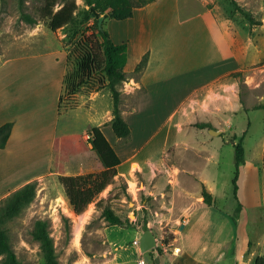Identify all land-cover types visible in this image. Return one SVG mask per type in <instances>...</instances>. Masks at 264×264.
<instances>
[{"label":"rangeland","instance_id":"rangeland-1","mask_svg":"<svg viewBox=\"0 0 264 264\" xmlns=\"http://www.w3.org/2000/svg\"><path fill=\"white\" fill-rule=\"evenodd\" d=\"M76 2L79 8L73 21L65 28L52 32L39 21L38 10L42 0H23L21 5L19 0H0V66L11 58L29 57L15 68V78L19 76L20 83L17 82L14 92L9 91V101L16 103L8 110L9 115L20 111L24 124L31 125L41 120V104H44L45 110L48 108V97H41L40 92L34 94L31 89L33 75L43 72L44 65L32 57L45 53L44 51H52L55 60L62 63V60H66L65 53L73 44L82 35L92 32L94 17L89 13L90 8L83 0ZM243 3H248L250 8L252 6V0H240V4ZM97 7L102 9L100 14L104 18L103 28L106 21L113 20L111 13L121 15L129 9L128 0H97ZM23 12L36 22H26ZM254 19L253 23H256ZM262 35L259 36L261 52L258 56L253 47H250L248 57L234 62L245 67L246 62L259 59V64L233 73L228 77L225 88L219 86L223 82H217L211 97L205 98V93H200L193 103L194 106L188 109L179 135L181 143L187 139L185 144L161 145L157 158L146 159L149 173L137 169L139 164L131 168V171L137 169L132 173L133 176L124 170L125 165L118 167L120 172L115 182L109 185L97 200L104 199V204L111 207L121 220L126 221L123 226L110 225L96 208L95 202L81 215H75L52 169L47 175L35 180L37 187L33 201L25 206L18 216L3 224L19 261L22 264H47L39 242L32 235L36 222L42 220L47 223L58 264H139L140 259L145 260L147 264H169V250L172 248L170 244L175 243V238L180 236L179 223L173 219L177 216L181 197L174 196L172 192L177 177L184 172V168L186 172H193H190V177L197 182V176L204 177L216 196L214 210L199 211L197 215V218L202 220L200 227H207L209 234L205 230L198 238L194 232H184L185 242L196 245L201 240L204 242L202 246L208 251L210 245L216 248L224 247L233 242L232 229L236 221L239 223L236 243L238 258L247 264H254L257 257L264 256V32ZM250 37L257 39L256 34H250ZM4 72L10 76L12 71L0 70V106L6 97V91L5 95L4 91L2 92L1 83ZM7 86L10 87V84ZM17 89L19 94L15 93ZM141 94L138 90L132 94L121 95L120 109L131 130L127 138L118 139L109 125L103 129L109 143L113 144L121 158L128 152L143 149L145 141L155 138L158 129L164 125L170 114L171 100L167 101V105L155 108L157 106L153 107L147 102H138ZM82 96L88 97L78 95L77 107ZM110 103V95L100 99L97 103V116H100L99 113ZM84 109L81 107L70 112L64 111L63 107L60 114L61 127L72 126L73 130L83 131L92 124L89 122H95L93 119L96 118H90ZM201 124L207 126L200 127ZM210 130H218L220 133L212 135ZM86 135L87 133L84 136ZM239 141L245 150V162L239 166L235 198L232 185L236 172L234 145ZM27 143L28 141L25 142V148ZM17 148L18 146L14 145L7 153ZM41 148L39 157L37 147L34 152L39 160V163L34 164L40 165L39 171L46 168L48 163V150L43 146ZM131 150L133 151L130 152ZM30 157H33V154ZM28 163L30 161L21 164L17 159L15 167L9 163L4 164L5 173L0 171V194L6 189L15 188L34 174L35 170L24 167ZM64 166L65 174L79 175L97 171L100 163L94 153L87 151L70 156ZM149 174L152 176L151 180ZM159 176L164 177L166 182H163L162 194L154 200V195L150 196L147 191L156 188L154 178ZM130 182L134 184L133 187ZM197 185L198 183L195 184V189L199 187ZM8 196L0 200V207ZM173 205L174 208L168 209V206ZM157 213L162 219L155 222L153 218ZM223 215L229 217L232 229ZM147 229L155 235L157 245L142 253L136 241L139 240L140 233ZM166 240L168 245H164ZM2 258L0 255V264ZM216 263L232 264L224 258Z\"/></svg>","mask_w":264,"mask_h":264},{"label":"crops","instance_id":"crops-1","mask_svg":"<svg viewBox=\"0 0 264 264\" xmlns=\"http://www.w3.org/2000/svg\"><path fill=\"white\" fill-rule=\"evenodd\" d=\"M235 2L242 9L248 11L252 19L255 18L254 22H257L250 24L239 11L234 9L230 0H156L143 8L135 10L130 18L106 21L105 28L112 41L116 44L126 43L127 45V60L124 71L129 75V78L121 88L123 95L140 90L142 94L138 102H147L153 107L157 106L155 108L167 105V101L171 100L169 117L164 125L158 129L159 132L155 135V138H148L143 149H136L132 153L128 152L124 158L119 157L120 165H125L124 170H127L128 173L132 174L137 169L149 173L146 159L157 158L159 156L158 149L161 148V145L185 144L187 139L182 140L184 143L179 141L184 115L190 107L194 106L193 103L200 93L204 92V97L209 98L213 95V87L216 88L217 82H223L219 86L225 88L227 87L228 77L233 73L241 72L250 66L259 64V59L246 62L245 67L238 62L235 63L242 57H248L250 47H253V50L256 51V56L261 52L259 36L264 32V0H252L251 8L248 3L240 4V0H235ZM250 34H256L257 39L254 40L250 37ZM44 52L32 57V59L38 60L44 65L43 72L33 75L31 89L34 94L40 92L41 97H48V108L45 110L44 104H41L42 118L31 125L24 124L22 116L19 114L20 111H14L11 116L8 111L10 107L16 104L13 100L9 101V91L14 92L17 82L20 83L19 76L17 79L15 78L17 74L15 68L23 60H28L29 57L11 58L2 62L0 66L2 71H12L10 76L6 75V72L2 74V92L4 91L5 95L6 91V97L0 106V126L6 122H13L7 143L4 148H0V171L2 174L5 173L4 164L9 163L14 166L17 159L21 164L30 161L24 167H29L32 171L35 170L34 174L15 188L6 189L1 193L0 200L23 185L35 181L51 171L53 160L52 141L54 137L75 133L85 135L87 130L92 127H99L106 137L103 129L108 125L110 126L112 100L110 105H107V108L99 113L100 116H97L98 101L110 95L109 91L104 88L92 92L88 97L82 96L79 106L70 110L72 112L83 107L90 118H96L93 119L95 122H89L92 124H89L83 131L73 130L72 126L61 127L58 101L62 94L66 64L64 60H62V63L57 62L52 51ZM146 54L148 57L144 69L137 79L133 78L131 74ZM7 84H10V87ZM15 93L19 94V89ZM19 105L21 106V104ZM158 135H162L161 143L158 147H155L154 140ZM26 141L28 143L25 148ZM14 145H17L18 148L7 153V150ZM111 145L114 148L113 144ZM22 146L24 148H21ZM42 146L48 150V163L46 168L39 171L40 165L34 163H39L37 157H39ZM35 149L38 154L37 157L34 155ZM32 154L33 157H30ZM118 156L120 155L118 154ZM133 165H138V168L131 171ZM118 167L117 171L119 173ZM190 172H186L184 168V172L178 175L176 185L173 186V195L181 197L177 216L173 219V221L179 223L180 236L175 238V243L170 244L172 248L169 250V264H213L222 258L232 264L236 261L247 264L246 261L238 258L236 243L239 223L235 221L234 229H232L231 221L227 216L223 215L232 229V235H234L231 244L216 248L212 247L211 242H209L210 251H208L202 246L204 242L202 243L201 240L196 245L185 242L184 232H194L200 238L203 232L208 229L207 227H200L202 220H199L197 215H199V211L214 210L216 204V196L212 186L208 184L204 177L197 176L199 181H195L190 175L193 172ZM148 177L150 180L152 179L150 174ZM154 181L156 188L147 191V194L154 195V200H157L158 195L163 192L162 186L166 179L159 176L155 177ZM200 181L212 196L213 203L210 206L202 202ZM196 183L199 185L197 189H195ZM144 190H146V187ZM174 207V205L168 206V209ZM160 219L162 217L157 213L153 221L158 222ZM206 232L209 234L208 230ZM201 248L203 249L201 250ZM175 249H178V251H175Z\"/></svg>","mask_w":264,"mask_h":264},{"label":"trees","instance_id":"trees-1","mask_svg":"<svg viewBox=\"0 0 264 264\" xmlns=\"http://www.w3.org/2000/svg\"><path fill=\"white\" fill-rule=\"evenodd\" d=\"M154 1L156 0H128L129 9L124 14L115 15L111 13V16L116 20L130 18L135 10ZM230 1L234 9L239 11L250 24H253L251 14L242 9L235 0ZM19 2L20 5L23 4V0H19ZM83 2L87 7H94L101 13L102 9L97 7V0H83ZM78 8L76 0H42V5L38 10L39 21H42L48 29L55 32L65 28L73 21ZM22 14L26 22H36L24 12ZM90 14L93 16L92 13ZM147 57V54L142 57L131 74L133 78H138L146 65ZM65 59L66 70L63 76L62 94L58 101V114H61L63 107L64 111L75 109L78 104L76 99L78 95L89 96L96 90L106 88L112 100V119L109 122L112 131L117 138H127L130 135V127L124 120L120 109L121 87L129 78V75L124 71L127 60L126 43H114L108 31L99 27L97 19L94 17L91 34L82 35L68 50ZM206 126L205 124L200 125V127ZM12 127L13 122H6L0 126V148H4L6 145ZM87 135V139L82 133L54 137L52 141V171L56 174L67 203L75 215H81L91 203L95 202L96 208L101 211V215L110 225L123 226L126 221L121 220L111 207L105 205L104 199L97 200L99 195L115 182L118 176L117 167L121 163L120 158L99 127L89 128ZM87 151L95 154L100 163V168L86 174H65L64 163L69 157ZM234 152L236 172L232 185L233 194L236 198L239 166L245 162V150L241 141L234 145ZM36 187V181L23 185L11 192L4 205L0 207V255L3 257L1 264H22L12 249L3 224L18 216L24 207L33 201L36 195ZM201 196L204 204L212 205V196L204 184H201ZM32 235L41 246L45 262L58 264L47 223L42 220L37 221ZM168 243L167 240L164 241V245H168ZM159 251L161 250L159 249ZM213 264L217 263L214 262ZM234 264L245 263L236 261ZM254 264H264V256L257 257Z\"/></svg>","mask_w":264,"mask_h":264},{"label":"water","instance_id":"water-1","mask_svg":"<svg viewBox=\"0 0 264 264\" xmlns=\"http://www.w3.org/2000/svg\"><path fill=\"white\" fill-rule=\"evenodd\" d=\"M89 12L93 14V16L97 19V23L99 27H102L103 23V16L98 12L94 7L89 9ZM212 135H218L220 131L218 130H210L209 131ZM232 144L234 143L233 141L231 142ZM182 228V227H181ZM139 243V248L142 253H145L157 245V241L155 238V235L151 230H145L144 232L140 233V238L138 240Z\"/></svg>","mask_w":264,"mask_h":264},{"label":"bare ground","instance_id":"bare-ground-1","mask_svg":"<svg viewBox=\"0 0 264 264\" xmlns=\"http://www.w3.org/2000/svg\"><path fill=\"white\" fill-rule=\"evenodd\" d=\"M156 129V128H155ZM161 138H162V135H158V137L154 140V144L156 145L155 147H158V145L161 143ZM118 148V147H116ZM120 150V149H119ZM133 150H131L130 152H132ZM118 153V152H117ZM121 158V156H119ZM123 160V159H122ZM130 186L133 187L134 184L132 182H130ZM77 238V237H76ZM77 240V239H76Z\"/></svg>","mask_w":264,"mask_h":264},{"label":"built area","instance_id":"built-area-1","mask_svg":"<svg viewBox=\"0 0 264 264\" xmlns=\"http://www.w3.org/2000/svg\"><path fill=\"white\" fill-rule=\"evenodd\" d=\"M85 139L88 138V135L84 136ZM138 243V241H136V244ZM139 264H145V261L143 259L139 260Z\"/></svg>","mask_w":264,"mask_h":264}]
</instances>
